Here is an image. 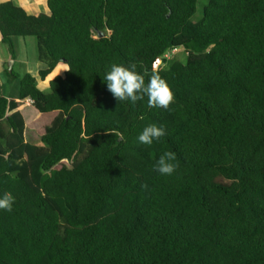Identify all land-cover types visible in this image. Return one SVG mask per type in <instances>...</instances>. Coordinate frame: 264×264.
I'll return each instance as SVG.
<instances>
[{
    "label": "trees",
    "instance_id": "trees-1",
    "mask_svg": "<svg viewBox=\"0 0 264 264\" xmlns=\"http://www.w3.org/2000/svg\"><path fill=\"white\" fill-rule=\"evenodd\" d=\"M198 6L48 0L50 15H30L0 3L11 58L16 38L34 39L41 81L69 66L50 93L5 68L19 94L0 93V195L15 198L0 210V264H264V0H208L191 22ZM179 48L187 64L155 67ZM133 62L170 85L169 109L107 90L110 65ZM27 99L57 113L40 143L25 136ZM149 124L166 135L147 146ZM169 151L178 168L165 176L153 166Z\"/></svg>",
    "mask_w": 264,
    "mask_h": 264
},
{
    "label": "clouds",
    "instance_id": "clouds-1",
    "mask_svg": "<svg viewBox=\"0 0 264 264\" xmlns=\"http://www.w3.org/2000/svg\"><path fill=\"white\" fill-rule=\"evenodd\" d=\"M147 76V82H146ZM107 90L118 101H130L136 104L138 101L147 97V106L149 108L169 109L175 101V95L170 85L163 79L157 71L151 74L145 70L143 73L137 70L135 62L127 66L113 63L104 77ZM166 135L163 126L149 124L143 128L138 136V142L150 146L154 141H159ZM176 154L174 152H164L156 160L154 170L161 175H172L178 168L175 163ZM144 190H148V185L142 184ZM15 198L11 192H5L0 195V210L11 212Z\"/></svg>",
    "mask_w": 264,
    "mask_h": 264
},
{
    "label": "rangeland",
    "instance_id": "rangeland-1",
    "mask_svg": "<svg viewBox=\"0 0 264 264\" xmlns=\"http://www.w3.org/2000/svg\"><path fill=\"white\" fill-rule=\"evenodd\" d=\"M41 2L34 7V10L30 11V15H39L43 13H47L50 15L48 10V0H40ZM208 0H199L198 12L193 17L191 22L199 21L203 16V10ZM21 5H26L25 0H21ZM16 50L14 51V58H11V54L9 53V49L3 43H0V55L2 60L5 61L4 68L10 66L11 61H18L15 65V70L22 75L26 73L37 74V64L35 62V54L37 52L36 42L34 39H27L24 41L22 38L15 39ZM26 44V47L24 45ZM168 57L165 58V61L158 60L156 68L164 67L169 68L174 62H180L182 64H187V53L183 48H179L174 50L173 52L167 54ZM30 70V71H29ZM4 76V74H3ZM43 81L40 80L39 75L37 76V85L39 87L42 86ZM4 91V93L10 97V99L16 98L19 94V81H13L8 83L3 77L0 79V91ZM45 92L50 93V88L44 89ZM1 93V92H0ZM35 109L33 106L29 104H24L21 108V113L23 114L26 120V130L25 136L26 139L30 142L40 143L41 134L44 132L45 128L48 127L52 123L53 114H44L39 112L35 114Z\"/></svg>",
    "mask_w": 264,
    "mask_h": 264
},
{
    "label": "crops",
    "instance_id": "crops-1",
    "mask_svg": "<svg viewBox=\"0 0 264 264\" xmlns=\"http://www.w3.org/2000/svg\"><path fill=\"white\" fill-rule=\"evenodd\" d=\"M6 1H8V0H0V3H1V2L4 3V2H6ZM15 1H17L18 5L22 6L28 14H30V13H31L30 11L34 10V7H35L36 5H38V4L41 2L40 0H25L26 5H21V0H15ZM47 2H48V1H47ZM0 43H1V34H0ZM17 62H18V61H15V62H14V65H16V64L19 63V62H18V63H17ZM4 65H5V61L2 60V57H1V55H0V79H2L3 77H5V76H3V74H5V68H4ZM36 66H37V69H38L37 71H38V72H37V74L35 73V74H32V75H34V77L36 78V81H37V76L39 75V71H40L41 69L45 68L46 65L43 64V63H38ZM68 69H69V66H68L67 64H65V63H60V64L56 67V69L54 70V72L51 74V76H49V77L47 78V80H46L44 83H42V86H41V87H39L38 85H37V86H38L40 89H42V90L49 88V83H50V81H51L54 77H57V76H64L65 73H66V71H67ZM29 71H30V70H29ZM28 73H29V72H28ZM5 79H6V78H5ZM0 92L3 93L5 96H7V95L4 93V91H2V89H1ZM7 97H8V96H7ZM9 99H10V97H9ZM13 99H14V98H13ZM24 104H29V105H31V100L27 99L25 102H23V103L19 106L18 109L21 110V108H22V106H23ZM31 106H32V105H31ZM36 110H37V109H35V114H38ZM56 115H57V113H54V114H53L52 122H53V120L55 119Z\"/></svg>",
    "mask_w": 264,
    "mask_h": 264
},
{
    "label": "water",
    "instance_id": "water-1",
    "mask_svg": "<svg viewBox=\"0 0 264 264\" xmlns=\"http://www.w3.org/2000/svg\"><path fill=\"white\" fill-rule=\"evenodd\" d=\"M102 37H104V34L103 33H100L99 35H98V38H102ZM158 62V61H157ZM14 65V61H11L10 62V67L12 68V66ZM156 65H157V63L155 64V67H156Z\"/></svg>",
    "mask_w": 264,
    "mask_h": 264
},
{
    "label": "built area",
    "instance_id": "built-area-1",
    "mask_svg": "<svg viewBox=\"0 0 264 264\" xmlns=\"http://www.w3.org/2000/svg\"><path fill=\"white\" fill-rule=\"evenodd\" d=\"M168 57V55H166V58Z\"/></svg>",
    "mask_w": 264,
    "mask_h": 264
}]
</instances>
